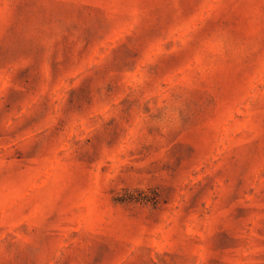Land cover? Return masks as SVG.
Segmentation results:
<instances>
[{"label":"rangeland","instance_id":"obj_1","mask_svg":"<svg viewBox=\"0 0 264 264\" xmlns=\"http://www.w3.org/2000/svg\"><path fill=\"white\" fill-rule=\"evenodd\" d=\"M0 264H264V0H0Z\"/></svg>","mask_w":264,"mask_h":264}]
</instances>
